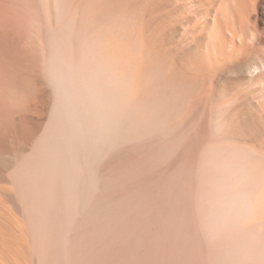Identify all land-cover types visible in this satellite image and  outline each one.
<instances>
[{"label": "bare ground", "instance_id": "obj_1", "mask_svg": "<svg viewBox=\"0 0 264 264\" xmlns=\"http://www.w3.org/2000/svg\"><path fill=\"white\" fill-rule=\"evenodd\" d=\"M0 264H264V0H0Z\"/></svg>", "mask_w": 264, "mask_h": 264}]
</instances>
